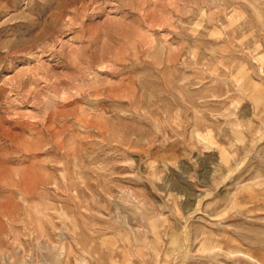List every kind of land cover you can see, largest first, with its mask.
Segmentation results:
<instances>
[{
    "label": "rangeland",
    "instance_id": "rangeland-1",
    "mask_svg": "<svg viewBox=\"0 0 264 264\" xmlns=\"http://www.w3.org/2000/svg\"><path fill=\"white\" fill-rule=\"evenodd\" d=\"M0 264H264V0H0Z\"/></svg>",
    "mask_w": 264,
    "mask_h": 264
}]
</instances>
